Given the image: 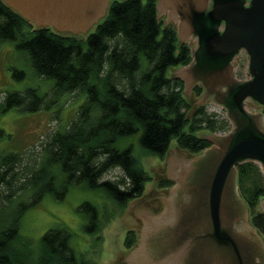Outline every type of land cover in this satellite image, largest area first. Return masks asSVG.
Masks as SVG:
<instances>
[{
	"label": "trees",
	"instance_id": "16d2710c",
	"mask_svg": "<svg viewBox=\"0 0 264 264\" xmlns=\"http://www.w3.org/2000/svg\"><path fill=\"white\" fill-rule=\"evenodd\" d=\"M156 2L110 0L104 18L92 31L74 35L37 27L0 0V40L15 41L16 48L28 53L35 73L54 80L49 97L39 95L35 88L6 93L2 110L17 107L37 111L62 94H86L75 117L46 141L40 167L19 186L30 193V198L18 204L11 218L0 208V264H89L76 258L65 227L43 233L40 253L32 263L20 258L12 243L27 209L47 193L64 199L72 184L102 187L121 207L141 197L149 175L129 147H116L119 137L140 131L142 147L162 158L172 139L177 147L195 155L210 146L196 131L230 129L225 116L208 112L205 105H194L184 94V83L169 74L170 68L191 61V47L179 41L171 24L164 25L157 18ZM142 57L146 60L144 69ZM12 76L21 79L24 72L15 68ZM201 92L202 88L195 85L190 96L194 99ZM261 111L264 117V109ZM3 136L0 128V138ZM17 159L16 153H9L0 161V194L1 186L8 185L13 177L9 178V173ZM55 163L64 174L60 181L50 171ZM236 168L238 191L247 204L249 221L264 239V212L259 207L264 197V174L253 161ZM116 169L119 174L107 177ZM172 184L169 178L158 182L165 189ZM11 189L5 195L8 200L14 192ZM79 210L87 218L84 229L97 231L96 206L84 201ZM136 242V232L128 230L124 246L131 249Z\"/></svg>",
	"mask_w": 264,
	"mask_h": 264
},
{
	"label": "water",
	"instance_id": "95a60500",
	"mask_svg": "<svg viewBox=\"0 0 264 264\" xmlns=\"http://www.w3.org/2000/svg\"><path fill=\"white\" fill-rule=\"evenodd\" d=\"M37 27L86 34L110 0H4ZM157 16L176 22L177 37L195 41L191 61L175 70L198 104L225 111L231 128L206 135L210 146L172 160L173 184L155 209L151 192L137 198L140 240L124 264H264V239L239 194L237 165L256 162L264 174V0H156ZM188 44L190 42H187ZM246 57V78L234 60ZM264 212V197L259 203Z\"/></svg>",
	"mask_w": 264,
	"mask_h": 264
},
{
	"label": "rangeland",
	"instance_id": "374dc122",
	"mask_svg": "<svg viewBox=\"0 0 264 264\" xmlns=\"http://www.w3.org/2000/svg\"><path fill=\"white\" fill-rule=\"evenodd\" d=\"M157 18L162 20L164 25H168L165 23L164 15ZM93 28L94 26L89 31ZM189 46L192 48V43H189ZM238 61L235 75L244 79L247 60L243 53ZM145 67L146 60L142 57L141 68ZM180 67L170 68L169 74L174 76L175 70ZM15 68L22 70L24 77L15 79L12 76ZM53 84V79L44 78L35 73L28 53L16 48L15 41L0 40V128L4 130V136L0 138V161L9 153L18 155L9 173V178L13 176L10 183L1 186L0 208L8 212V218H11L18 204L30 198V193L20 189L19 186L26 176L39 168L43 162L46 141L55 130L63 129L75 117L86 94L84 92L62 94L54 98L47 108L37 111L21 110L17 107L3 111L4 96L13 91L23 92L27 88H35L39 95L49 97ZM184 94L194 105H205L208 112H215L220 117L225 116V111L221 107L212 103L198 104L199 96L193 99L190 93L184 92ZM227 131L214 132V134H224ZM195 134L206 137L211 133L201 130L196 131ZM139 135L140 131L119 137L116 147L119 149L129 147L148 173L149 179L145 183L144 192L152 193L155 209L160 212L163 208L162 196H166L169 188L159 187V180L162 178L172 180V175L167 170L173 158L178 160V153L182 156L191 154L177 147L175 139H172L168 151L164 157L160 158L142 147ZM50 171L56 180L60 181L63 178L64 174L58 163L50 165ZM116 174H119L117 169L109 173L107 177H113ZM10 189L14 192L8 200L5 195ZM84 201H89L98 210L99 229L97 231L84 229L87 218L79 210L80 204ZM136 204L137 198L121 207L107 195L102 187L90 188L84 182L72 184L68 187L64 199L58 200L47 193L39 203L25 211L20 219L17 239L12 243L13 248L20 258L32 263L40 253V238L43 233L49 228L65 227L70 232L69 245L75 251L78 260H84L89 264H124L125 254L134 248L128 249L124 246L127 231L136 232V244H138L143 227L144 216L135 214Z\"/></svg>",
	"mask_w": 264,
	"mask_h": 264
},
{
	"label": "flooded vegetation",
	"instance_id": "af4514ba",
	"mask_svg": "<svg viewBox=\"0 0 264 264\" xmlns=\"http://www.w3.org/2000/svg\"><path fill=\"white\" fill-rule=\"evenodd\" d=\"M168 24H171V25H172V27L175 29V32H176V35H177L176 22H172V21H170ZM187 42L192 43V45L195 44V41L192 40V39H190V38L187 39L186 43H187ZM187 44H188V43H187ZM188 45H189V44H188ZM194 46H195V45H194ZM241 55H242V52L240 53V55H238V56L235 58V60H234V62H233V63H234V70H235L236 66L238 65V63H239L238 60H240ZM201 88H202V87H201Z\"/></svg>",
	"mask_w": 264,
	"mask_h": 264
}]
</instances>
